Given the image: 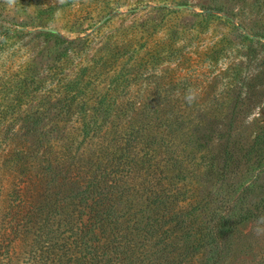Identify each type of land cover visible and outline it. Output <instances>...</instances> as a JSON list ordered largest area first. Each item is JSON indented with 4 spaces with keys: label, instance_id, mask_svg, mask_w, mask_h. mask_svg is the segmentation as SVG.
<instances>
[{
    "label": "rangeland",
    "instance_id": "1",
    "mask_svg": "<svg viewBox=\"0 0 264 264\" xmlns=\"http://www.w3.org/2000/svg\"><path fill=\"white\" fill-rule=\"evenodd\" d=\"M79 183L150 264H264V0H0V261L61 256Z\"/></svg>",
    "mask_w": 264,
    "mask_h": 264
},
{
    "label": "trees",
    "instance_id": "2",
    "mask_svg": "<svg viewBox=\"0 0 264 264\" xmlns=\"http://www.w3.org/2000/svg\"><path fill=\"white\" fill-rule=\"evenodd\" d=\"M77 187L81 191L75 199L85 201L87 205L90 203L88 219L78 224V231L67 239V250L58 258L53 255L49 262L44 261L43 264H150L147 253L138 254L130 243L124 241V236L117 238V215L111 194L105 191L100 194L95 184L79 183ZM19 261L20 257L15 256L9 257L8 261H0V264H18Z\"/></svg>",
    "mask_w": 264,
    "mask_h": 264
}]
</instances>
